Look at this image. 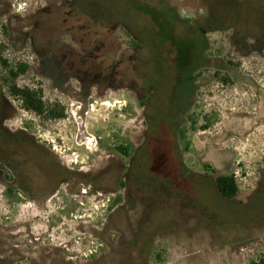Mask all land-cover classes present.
I'll return each mask as SVG.
<instances>
[{"label":"rangeland","instance_id":"374dc122","mask_svg":"<svg viewBox=\"0 0 264 264\" xmlns=\"http://www.w3.org/2000/svg\"><path fill=\"white\" fill-rule=\"evenodd\" d=\"M0 164V264H264V0H0Z\"/></svg>","mask_w":264,"mask_h":264},{"label":"trees","instance_id":"16d2710c","mask_svg":"<svg viewBox=\"0 0 264 264\" xmlns=\"http://www.w3.org/2000/svg\"><path fill=\"white\" fill-rule=\"evenodd\" d=\"M29 65L21 64L15 69H11L10 76L12 80L18 79L29 70ZM11 93L14 97L22 101L25 110L32 112L39 117L46 119L60 120L65 118L64 111L56 113L52 111L43 99L40 92L30 88H20L17 85H12ZM123 151L124 149H120ZM0 169L2 167L0 166ZM216 187L219 193L228 200H234L239 194V187L234 175H221L216 178ZM259 264V263H252Z\"/></svg>","mask_w":264,"mask_h":264},{"label":"flooded vegetation","instance_id":"af4514ba","mask_svg":"<svg viewBox=\"0 0 264 264\" xmlns=\"http://www.w3.org/2000/svg\"><path fill=\"white\" fill-rule=\"evenodd\" d=\"M0 166L2 167V169H0V170H3L4 169L3 165L0 164Z\"/></svg>","mask_w":264,"mask_h":264}]
</instances>
